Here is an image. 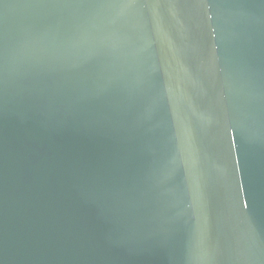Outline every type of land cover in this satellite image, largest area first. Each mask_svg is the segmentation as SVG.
<instances>
[{"label": "water", "instance_id": "1", "mask_svg": "<svg viewBox=\"0 0 264 264\" xmlns=\"http://www.w3.org/2000/svg\"><path fill=\"white\" fill-rule=\"evenodd\" d=\"M0 264H264V0H0Z\"/></svg>", "mask_w": 264, "mask_h": 264}]
</instances>
